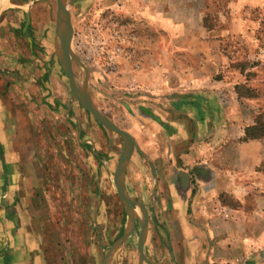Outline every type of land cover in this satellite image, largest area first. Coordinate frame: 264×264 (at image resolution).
Listing matches in <instances>:
<instances>
[{
    "label": "rangeland",
    "instance_id": "374dc122",
    "mask_svg": "<svg viewBox=\"0 0 264 264\" xmlns=\"http://www.w3.org/2000/svg\"><path fill=\"white\" fill-rule=\"evenodd\" d=\"M66 3L72 25L71 64L78 83L98 111L133 139L124 181L126 193L148 226L143 264H159L156 254L161 250L158 247L163 249L166 244L170 185L159 184L152 161L141 148H148L151 140L157 139L161 145L178 140L152 113L155 106L162 107L160 101L166 103L163 108L171 119L189 113L196 115V121L200 119V125L207 121L214 129L219 128L215 122H220L222 146L253 144L262 162L257 172L264 180V138L244 141L247 128L255 122L264 123V0ZM171 12L175 20L174 59L199 65L207 62L203 55L187 56L182 50L209 52L207 63L215 66L212 76L222 82L217 91L221 104L217 100L213 104L209 95L183 97L135 87L134 73L125 71L130 59L140 61L132 52H161L167 47L165 31L149 25L147 18L169 21ZM56 15V0H6L0 9V45H5L0 55L9 52L5 59L0 58L5 80L27 82L23 90L30 96L29 113L44 116L40 136L34 139L38 145L31 147L35 151L30 153L29 167L4 168L6 177L15 174V181L24 175V183L1 187L0 225L28 226L19 237L29 244L31 264H105L111 247L128 226L116 182L123 138L100 125L74 99L55 55ZM129 51L131 58L124 60ZM143 84H148L147 80ZM237 86H242L238 93L244 97L238 95ZM12 92L16 99L17 93L22 94L20 89ZM36 99L39 107L34 105ZM213 113L221 121L208 120ZM231 134L239 135L237 142L231 137L227 142ZM246 154L255 156L251 147L243 156ZM238 158L241 160V153ZM158 173L165 177L168 169H158ZM141 231V220L135 217L133 232L108 264H139ZM10 235L0 233V257L7 254L5 241H10ZM3 258L0 264H4Z\"/></svg>",
    "mask_w": 264,
    "mask_h": 264
},
{
    "label": "crops",
    "instance_id": "0c3cea01",
    "mask_svg": "<svg viewBox=\"0 0 264 264\" xmlns=\"http://www.w3.org/2000/svg\"><path fill=\"white\" fill-rule=\"evenodd\" d=\"M3 2L0 9L6 0ZM147 19L149 25L160 26L165 31L167 47L161 52H132L134 57L140 56V61L130 59L125 71L134 73L138 83L134 86L164 90V93L183 97L209 95L213 104L216 100L221 104L217 91L222 82L212 76L215 66L207 63L210 53L186 48L182 51L187 56L197 53L207 62L191 65L187 61H176L173 13H170L169 21ZM0 47L1 53L5 45L2 43ZM8 53L3 52L0 58L5 59ZM132 53L125 54L124 60L131 58ZM3 72L0 65V191L5 183H24V175L15 181V174L6 177L4 168L13 171L29 167L30 153L35 151L31 147L38 145L34 139L40 136L44 117L29 113L30 96L23 90L24 84L28 83L14 82L11 78L5 80ZM144 79L148 84H143ZM13 89L21 90V96L16 92L17 99ZM36 101L34 105L39 107L40 101ZM159 104L162 107L155 106L153 115L167 124V130H173V136H168L178 139L170 145H161L157 139H150L148 148H141L144 156L148 155L152 161L150 166L154 176L160 179L159 184L170 185L166 194L170 200L164 226L166 244L163 249L159 246L161 250L156 254L159 264H264V180L257 172L262 165L257 148L253 144L238 143L222 146L220 122H215L219 128L214 129L207 121L200 125V119L196 121V115L189 113L171 119L163 108L166 103L160 101ZM208 120L221 121L214 113ZM157 132L162 133L158 127ZM230 137L237 142L239 135H229L226 138L228 143ZM250 147L255 156H243ZM240 153L241 160L238 158ZM164 168L168 169L165 177L162 175L165 171L158 173V169ZM2 200L4 198L0 196ZM25 230L28 226L0 225V233L11 234L10 241H5L7 254L0 257L4 264H31L29 244L24 234L25 240L19 237ZM0 243L3 244L1 239Z\"/></svg>",
    "mask_w": 264,
    "mask_h": 264
},
{
    "label": "water",
    "instance_id": "95a60500",
    "mask_svg": "<svg viewBox=\"0 0 264 264\" xmlns=\"http://www.w3.org/2000/svg\"><path fill=\"white\" fill-rule=\"evenodd\" d=\"M67 0H56L57 2V15L55 24L54 36V50L57 60L69 80L70 89L74 99L81 104V106L88 111L100 125L108 128L109 130L119 134L123 138V149L117 164L116 182L117 189L121 204L127 214L128 226L123 236L113 244L104 263L108 264L113 254L122 246L134 230V218L137 217L141 220V234L139 236L138 251L140 255L139 264L145 262L143 254V245L147 236V222L141 212L137 211L131 206L125 188V174L130 157L133 153L134 142L132 137L125 131L118 128L112 121L105 117L98 111L84 87L78 83V80L73 72L71 64L70 44L72 38V25L70 14L67 9ZM26 25L29 24V14H25Z\"/></svg>",
    "mask_w": 264,
    "mask_h": 264
},
{
    "label": "trees",
    "instance_id": "16d2710c",
    "mask_svg": "<svg viewBox=\"0 0 264 264\" xmlns=\"http://www.w3.org/2000/svg\"><path fill=\"white\" fill-rule=\"evenodd\" d=\"M241 88L242 86L236 87L237 93H238V89L240 90ZM244 89H247V88H244ZM238 95L240 97H244L240 93H238ZM261 138H264V123L262 124L260 122H255V126L249 127L245 130L244 141L248 139H261Z\"/></svg>",
    "mask_w": 264,
    "mask_h": 264
},
{
    "label": "bare ground",
    "instance_id": "6f19581e",
    "mask_svg": "<svg viewBox=\"0 0 264 264\" xmlns=\"http://www.w3.org/2000/svg\"><path fill=\"white\" fill-rule=\"evenodd\" d=\"M1 3H4L3 0H0V4H1ZM1 5H2V4H1ZM1 5H0V6H1ZM1 7H2V6H1Z\"/></svg>",
    "mask_w": 264,
    "mask_h": 264
}]
</instances>
